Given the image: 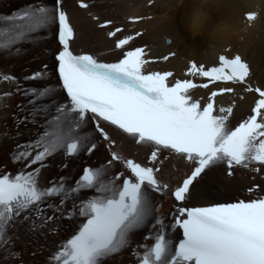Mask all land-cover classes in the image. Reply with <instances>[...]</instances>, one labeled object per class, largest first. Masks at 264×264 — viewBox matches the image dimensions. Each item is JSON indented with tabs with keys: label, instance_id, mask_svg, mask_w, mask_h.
<instances>
[{
	"label": "snow or ice",
	"instance_id": "1",
	"mask_svg": "<svg viewBox=\"0 0 264 264\" xmlns=\"http://www.w3.org/2000/svg\"><path fill=\"white\" fill-rule=\"evenodd\" d=\"M77 3L81 9L90 7L85 0ZM154 4L155 0H148L149 7ZM149 18L129 16L127 21L135 24ZM247 18L252 19V14ZM93 19L101 29L114 24L108 19L100 21L98 16ZM122 31V27H114L107 35L117 37ZM49 34L58 45L54 54L57 83L26 86L14 75L0 72V83L17 84L15 92H0V101L14 94L26 101L17 104L23 113L14 114L17 131L20 124L27 123L40 129L34 140L18 144L12 154L14 162H24V168L15 175H0V248L9 243L8 229L21 217L30 221L31 231H37L52 223L57 214L68 220L78 215L82 222L60 242L58 251L49 258L50 264H103L128 247L134 231L145 227H149L154 243L140 257L139 264H264V196L205 207L181 206L192 195L194 182L218 165L229 170L257 165L252 168L256 172L264 167V90L250 86L245 89L259 98L250 114L235 127L230 126L233 107L217 109L214 103L218 95L232 93L233 88L212 91L205 104L189 94L190 90L207 89L216 82L246 84L249 64L239 54L232 58L220 54L218 65L210 67L189 61L186 73L207 78V82H170L174 75L171 71H146L151 61L145 58V46L124 50L134 38L142 36L141 31L116 39L115 48L124 51L115 62H102L83 51L75 54L71 49L74 29L63 0H52L51 6L47 0H33L10 14L0 15V56H18L23 51L18 45L34 44ZM174 55L169 53L162 59L167 61ZM46 71L47 65H43L42 70L23 79H50ZM104 124L150 148L149 163L169 151L194 165L171 192L177 206L170 224L164 217L153 218L149 195L169 186L157 178L158 168L132 159L124 161L129 175L117 173L109 181L100 179L101 166L85 167L71 183L70 178L61 176L47 186L40 185L39 174L47 166V158L57 153L73 157L85 150L91 154L97 148L90 142L93 132L103 141H110ZM90 125L92 131H82ZM120 160L117 153L111 152L108 163ZM121 179L122 183L117 184ZM49 211L52 215L45 214ZM169 229L173 233L181 230L182 238L178 242L167 238Z\"/></svg>",
	"mask_w": 264,
	"mask_h": 264
},
{
	"label": "bare ground",
	"instance_id": "2",
	"mask_svg": "<svg viewBox=\"0 0 264 264\" xmlns=\"http://www.w3.org/2000/svg\"><path fill=\"white\" fill-rule=\"evenodd\" d=\"M39 1V0H36ZM90 7L85 10L77 9L72 1L65 0L69 7L70 18L75 25L78 36L74 40L76 47H81L83 51H108L113 52L106 55L108 60L120 57L124 50H130L137 46H145L147 57L154 62L156 71H161L174 66L188 68V60H195L197 64L205 67L218 64V57L224 54L232 58L239 54L250 66L249 81L255 80L257 87L264 89V0H209L203 6L206 19L198 31L189 27V20L194 4L192 0H186L181 6L180 0H155L152 7L148 6V0H86ZM33 0H0V15L12 13L27 6ZM49 6L52 0H47ZM90 13L87 17L86 14ZM247 14H253L252 19H246ZM144 16L139 23H128L129 16ZM201 14H197L199 19ZM98 16L100 21L105 19L114 22L112 27L101 29L94 25L96 20L91 17ZM114 27H122L123 31L117 37H109L108 31ZM55 26L52 32H55ZM136 31L143 34L134 38L124 50H115L116 39L127 35H134ZM163 36L171 38V44L165 45ZM23 51L18 56H0V72L14 75L18 82L23 85L57 83L53 61L54 52L57 50L56 41L49 36L36 43H21L18 45ZM175 49L174 57L162 63L160 58L169 50ZM230 49V51H226ZM48 64L46 76L50 79L40 81H26L23 78L37 70H42V64ZM16 83H0V92H15ZM221 87L233 88L232 93H222L214 99L215 107H233V115L230 126L235 127L238 122L250 114V109L254 106L255 99H258L254 92L246 91L242 85L217 84L207 89L198 88L193 93L198 97L201 104L207 103L209 93L219 90ZM26 104L20 94H14L11 98L0 101V164L6 166V171L18 172L24 168V162H14L12 154L18 144L34 140L35 133L40 130L31 123L20 124L18 131L15 115H23L17 108V104ZM82 131H92L91 125ZM113 137L116 139V147L125 156L143 158L148 151V147L140 144H133L132 138L117 130H113ZM90 142L97 144V148L92 152L96 162L92 163L90 156L84 151L77 156L65 158L62 153H57L46 159V167L39 174L40 185L47 186L48 182L63 176L70 178L69 183L75 181L74 168L78 164L82 166L87 163L93 169L103 166L100 176L102 181H109L105 174H112L119 170L117 163L105 165L107 154L103 148L105 142L99 139L98 134L93 132ZM158 157L162 168L158 176L160 180L169 183L178 181L193 167L185 158L169 152L163 151ZM80 162V163H79ZM66 165V166H65ZM38 165H34L36 167ZM176 166L177 170H173ZM258 167L253 165L252 168ZM252 168L245 169L241 166L229 170L224 165H218L210 171H206L202 178L194 182L192 195L189 197V204L203 205L220 200L248 199L252 197L264 196V167L259 172ZM31 170V169H28ZM231 172V174H230ZM13 174V173H12ZM122 180V179H121ZM118 181H116L117 183ZM121 181L119 180V183ZM118 184V183H117ZM253 189L250 193L248 189ZM153 218L161 216L165 218V223L170 224L171 218L168 212L175 209L171 199L159 198L156 202L161 203V207H156V194L150 193ZM166 197V196H165ZM49 201L48 203H53ZM73 207L72 202L68 208ZM63 211V210H62ZM78 211V210H77ZM46 215H52L49 211ZM30 221L21 217L15 221L8 229L7 236L11 237L9 243L0 248V264H50L49 258L53 256L60 242L68 238L77 229L81 220L78 215L71 220L63 219L59 214L56 219L41 230L31 231L28 228ZM39 223V222H38ZM151 224V221L149 222ZM156 230H152L151 235ZM143 234H150L149 227L134 231L130 235V244L120 254L112 259L106 260L103 264H135L138 255L131 251L136 250L138 254L143 252L141 248ZM167 238L174 241L181 237V231L174 233L167 230ZM154 243L150 238L147 245ZM54 249V253H50ZM17 253L18 257L12 254ZM7 257V258H5Z\"/></svg>",
	"mask_w": 264,
	"mask_h": 264
},
{
	"label": "clouds",
	"instance_id": "3",
	"mask_svg": "<svg viewBox=\"0 0 264 264\" xmlns=\"http://www.w3.org/2000/svg\"><path fill=\"white\" fill-rule=\"evenodd\" d=\"M186 0H180V5L182 6ZM209 0H192L194 7L192 9V13L189 20V27L193 30L198 31L201 27L202 23L206 19V13L203 10V6L206 5ZM201 14L199 19H197V14Z\"/></svg>",
	"mask_w": 264,
	"mask_h": 264
},
{
	"label": "rangeland",
	"instance_id": "4",
	"mask_svg": "<svg viewBox=\"0 0 264 264\" xmlns=\"http://www.w3.org/2000/svg\"><path fill=\"white\" fill-rule=\"evenodd\" d=\"M90 160H91V162L92 163H94V162H96V161H94L95 160V158L93 157V155H90ZM80 163V162H79ZM2 164H0V166H1ZM106 165V164H105ZM80 170H81V165L79 164H77L76 166H75V168H74V175H75V177H76V179L78 178V175H79V173H80ZM105 174V178L106 179H108V175L110 174V172H108L107 171V173H104ZM112 180V179H111ZM118 184H119V181L117 182ZM159 198H164V196H156V199H155V202H156V200H160ZM157 201V202H158ZM157 202H156V204H157ZM155 204V205H156ZM68 220V219H67ZM144 235L145 234H143V236H142V239L144 238ZM149 246L147 245V248H148ZM133 251V250H132ZM131 251V252H132ZM50 253H54V249L52 250V251H50ZM53 255V254H52Z\"/></svg>",
	"mask_w": 264,
	"mask_h": 264
}]
</instances>
